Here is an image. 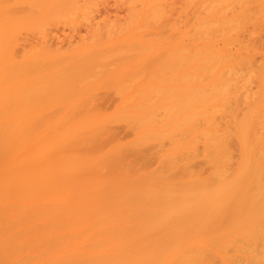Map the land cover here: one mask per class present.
<instances>
[{
    "label": "bare ground",
    "instance_id": "obj_1",
    "mask_svg": "<svg viewBox=\"0 0 264 264\" xmlns=\"http://www.w3.org/2000/svg\"><path fill=\"white\" fill-rule=\"evenodd\" d=\"M6 1L8 0H0V264H264V96L262 98L263 87L258 94L254 85L259 81L256 80L258 67L260 66L261 72L262 67L258 65L260 60L255 62V48L260 41L255 43L257 46L254 45L258 36L254 35L253 30L259 23H255V9L260 11L264 4L259 2L262 6L257 3L256 8L255 0H187L188 3L184 0L185 8L188 6L186 9H189V21L185 25L180 24L187 20L184 18L187 14L182 15L183 21L180 23L181 18L176 17L182 11H187L182 10L177 16L178 11L172 10L176 16L172 14L171 17L177 19L176 23L172 22L174 38L168 36L172 56L176 59V62L173 60L175 64L172 65V73L174 77L178 73L180 88L183 86L180 82L183 83L187 76L189 78L186 79L189 93L188 96L185 95L188 97V162L187 177L180 179L178 186L173 183L170 187L164 184L165 187L159 184L128 185L129 182L138 181L120 174L102 175L88 171L92 169L95 157L90 158L87 154L95 152V149L90 147L94 151L90 150L89 153L86 148L84 150L87 151H83L88 153L81 156L78 151H82V146L78 144V140V143H74L70 139L73 133L71 128L64 132L66 146L76 151V156L71 158L74 161H69L74 169L70 178L63 181L52 178V173L55 174L53 177L58 175L53 169V163L51 169V165L46 167L50 172L44 171L50 175L53 169L51 178L47 173H44L46 175L43 178L42 169L48 166L42 164L47 160L45 156H42V165L39 163L42 171L31 164L37 158L31 161L29 165L32 167L28 165L27 169L30 156L23 153L25 149L22 150V137L28 133L34 134L33 127L41 128V122L49 130L57 124V121L53 122L48 118L57 111L52 112L50 104L55 93L53 79L59 67V62H55L60 58L51 59L46 52L47 58L38 63L40 76L47 70V63L50 67L46 83L41 81L46 90L43 88L42 92L35 95L31 44L27 41L25 44L18 43L22 33L17 32L20 39L13 36L16 33L13 23L26 22L25 25H28L27 20L31 23L30 9L41 5L43 0L35 6L33 0L25 1L21 6L27 5V13L22 11L25 6L23 9H13L14 2L10 5V1L8 4ZM56 1L55 8L58 7L61 11L66 10L67 2L70 3V0ZM97 1L99 0L88 1L87 7L83 8L87 9L91 2ZM127 1L131 2V6L133 3L137 6L140 2ZM141 1L138 8L142 9L134 7L130 11L151 9V0ZM26 2H30V5ZM74 2L81 9L83 3ZM119 2L121 4L120 0ZM158 2L157 0L155 4ZM18 4L20 3L16 5ZM158 5L161 10L165 9L162 6L164 4ZM46 6L42 9L48 7ZM94 6L88 9L92 13H95ZM99 9L96 12H102ZM13 10H17V13L20 10L22 13L19 11L16 16ZM106 12H109L108 7L104 8V13ZM156 13L157 11L154 17ZM261 14L263 18V11ZM263 24L260 22L258 25L264 27ZM23 25L21 24V29L25 27ZM179 25L186 27V33L189 25V43L186 42L189 46L188 53V48L183 46L185 31ZM12 36L14 41H20L13 43ZM180 44L181 54L184 51L189 54L188 63L187 57L179 56ZM20 45L21 48L18 47ZM262 52L264 56V51ZM83 53L73 50L62 61L67 60L66 67L71 71L80 68L84 70L86 63L92 59ZM182 59L188 65L186 72ZM253 63L258 65L255 66L256 69ZM262 73L263 77L264 72ZM40 76L41 80L43 77ZM117 93L119 97L127 92L122 90ZM144 93L141 91L139 96L138 93L134 94L137 99ZM147 93L149 94L148 91ZM135 95L131 98H135ZM145 96L146 94L143 95ZM131 98L129 101H134ZM110 100L108 98L106 104ZM139 100L140 98L137 101ZM147 100L150 101L148 98ZM33 101L37 110L42 111V121L29 129L34 131L28 130V133L21 136L23 117L26 119L23 102L32 115L36 112L31 108ZM146 101L139 104L141 106L133 107L145 109L144 106L150 105L149 102L143 105ZM29 113H25L28 118ZM142 119L137 118L138 122L134 119L132 123L129 121L128 126H132L134 122L137 124L134 128H140L143 123L144 128L149 122L147 118ZM45 126L37 135L38 138H45ZM120 134L121 130H115L114 139L121 138ZM88 141L92 143L90 139L87 140L85 147L90 144ZM24 142L27 144V141ZM109 142L110 140L107 143ZM39 158L41 157H38L39 161L42 160ZM48 158L52 160V156ZM30 168L31 171L33 168L37 169L42 177L32 179L35 174V177L39 174L36 171L34 175L29 173Z\"/></svg>",
    "mask_w": 264,
    "mask_h": 264
},
{
    "label": "rangeland",
    "instance_id": "obj_2",
    "mask_svg": "<svg viewBox=\"0 0 264 264\" xmlns=\"http://www.w3.org/2000/svg\"><path fill=\"white\" fill-rule=\"evenodd\" d=\"M8 1H10V5L14 2L13 9H20L22 7L21 5H23V3L28 0ZM8 1H6V4H8ZM33 1L34 2L32 3L35 6L37 3L40 4L39 1L41 0ZM43 1L41 2V5H38V7L40 6L39 9L37 6V9H34L33 7L32 10L30 9L31 12H34L31 14V12L29 11L30 15L32 16V21H30L31 23H28L27 20V24H30L29 26L25 25L26 20L24 21L25 23H18V21H16L18 24L13 23V29L16 30L14 31L16 33H14L15 35H12L19 38L17 32L22 33V35H20L21 39L19 38L21 41L15 38L16 40L20 41L18 43L22 42L23 44H25L24 42L27 41L31 44L34 68L32 80L35 95L39 92H42L41 90L44 87L42 86L41 81L46 83L47 74L50 67V64L48 63L45 65L47 70H45V72L41 75L43 78L40 80L38 63H40L42 59L44 60L47 58L46 52L49 53L51 59L58 57L60 58L57 62H55L56 64H58L59 62V67L53 79L55 83V93L53 94V102L50 104V106H52L50 110H52V112H55L57 109V111L55 112L54 116L48 118L53 122L57 121L58 125L56 124L54 128H51V130H49V128H46V126L41 124V122L40 125L42 126L41 128H39L40 126L37 127L39 129L38 130L34 125L36 124L38 126V121H42V111L37 110L36 103H34L33 101L31 108L33 109L32 111H34L35 109L36 112L34 111L31 115V112L29 111L30 109L27 110V108L24 107L25 104L23 102V112L26 119H24L23 117V120L25 122H22L21 126H24L21 128L20 134L22 136L23 133H28L30 131L29 129H31L33 126V128H35L34 134H32V132V135H29L30 133H28L26 134L27 136L25 135L22 137L23 144L26 145L25 147L24 145H22V150H26H24L23 153L31 157H29V159L28 156H26L29 162L26 166L27 169L29 168L28 165L33 159L35 160L37 158V161L38 157H41L39 159H42V156H45L44 158H47V160H44L48 161V159L51 158H48V156H52L53 161L49 159L51 164H49V161L43 162V159L40 161L38 160V163L34 161L31 164L36 168H40V162H43V165L48 164V166H44L45 168L42 169L43 171L41 170L42 167L38 169L39 171H42V176L46 175L44 173L50 172L48 169H46V167L49 168V166L51 165V169L52 165L54 164L55 166L53 165V169L57 171L58 177H53V175L55 174L52 173V171L54 172V170L52 169V175L50 173L52 178H55L58 181H63V179L70 178L74 169L71 168L73 165H71L69 161H74L71 158L76 156V151L66 146L67 139L64 132L68 128H71L73 133L70 139H72L74 143L79 142L78 144L82 146V151L86 148L89 149L88 152L90 150L94 151L95 149V152H89L90 154H87L88 152L86 153L88 156H90V158L95 157V159L93 158V167L88 171H92L93 173L102 175L112 173L120 174L126 176L127 178L136 179L138 181L129 182L128 185L144 184L143 186H148L152 184H159L163 186L165 184L169 185L168 187H170L174 183L173 185L178 186L180 184L179 180L187 177L186 165L188 162V142L186 132V101L188 100V97L186 98L185 95L189 93V89L186 83L189 78L187 75H185L188 79L186 78V80L184 77L185 81L183 83L182 81L180 82V84L183 85L181 86V89L179 87L180 79L178 77V73L176 77H174L173 74L174 67L172 65L174 62H176V59H174V56H172L173 51L170 45L171 41L169 42L168 36H170V38L173 36L174 38V35L172 34L173 32L175 33V30L173 29L174 27L172 28V22H175V20L177 19L174 20L171 17L172 14V16H178L180 14V11L184 10L185 12L186 10L187 13H183L182 11V13L176 18L179 19L183 14H187L186 16L184 15V18L187 19L186 21H183V18L178 21L179 23L183 21V23L181 22L180 25H185V23L188 24L187 21H189V17L187 16L189 14V9H186L188 8V6L185 8V3L183 4L184 0H161V2L160 0H158L159 2L157 3V5L160 4L161 6L162 4H164L162 6L163 8L165 6V9H167L166 12L165 9L161 10V7H157V5L155 4L157 0H154L156 1L155 3L153 2V0H151V9L148 8V11L150 13L147 11V9L139 11L140 9H142L141 4V8H138L139 3L142 2L141 0L139 3L137 2V6H135L136 3H133L131 6V2L127 0H124L126 5L122 4V0H120L121 4L120 2L118 3V0H103V3H101L102 1L99 0L97 1L98 4H96L97 2H91V7L92 5H95L93 7L95 13L90 12L92 11L91 9L90 11L88 10L89 8H91L90 6L85 9L87 7V2L91 0H87V2L84 0H65V2H70H67L65 4V6H68L66 7L67 11L58 10V7L55 8L57 3L56 0ZM74 1H80L81 3H83V6L81 5L82 7L80 6V8H85H83L82 10L79 9V5L78 7H76V3ZM15 2L16 4H20L16 5ZM51 2L52 4H49ZM73 2L75 4H73ZM167 2L169 3L167 4ZM185 2L188 3L187 0H185ZM255 2V6H257V3L259 4V2H262L264 4V0H255ZM26 3H28V6L30 5V2ZM127 4L130 6V8L129 6H127ZM42 5H47L48 7L46 6L47 8L44 7L42 9ZM24 6V9L22 7L23 10H21L23 12H26L25 8L28 9V7L26 4H24ZM125 6H127L128 9H126ZM259 6H262V4H259ZM105 7H108L109 12L104 13ZM134 7L139 10H136L137 12H133L135 10L130 11V9H134ZM98 8H100L99 10H101L102 12H96ZM256 8H258V6ZM263 8H260V11L257 9V11L261 13L263 11L264 13ZM152 10H154V12ZM172 10L178 11L176 15L174 12H172ZM155 11H157V13L154 17L153 15ZM158 11H160L159 14ZM257 11L255 9V23H264V17L262 18V14H258L259 12ZM145 12L148 13L146 14ZM16 13L17 10L14 11L15 15ZM18 13L17 15H19ZM20 13L22 12L20 11ZM165 15H167V17ZM29 20L31 19L29 18ZM21 24H24L23 26H25L23 29H21ZM258 24L256 27V31H258V28L260 29L258 32L255 31V26L253 27L254 35L258 36V38L257 36H255L257 40H254V45H256L259 41L261 42H259L258 44V46H260L258 47L256 45L257 48H255V59L256 57L258 59H256L255 62H259L260 60V63H258V65H261L262 72H264V56L262 54V51H264V30L261 29H264V27H260L261 24L260 26ZM19 25L20 28L18 29ZM184 27L185 26L181 27L185 31V43H183V46L185 47V49L186 47L188 48V53L189 46L186 42L189 40L188 38L190 35L188 31L189 25L187 27V33L186 27ZM165 30H168L170 32ZM165 33H167V35ZM187 34L189 35L187 36ZM260 34L263 36H260ZM13 36L11 38H13L14 43L16 42V40L14 41ZM261 37L263 39H261ZM85 39L88 43L85 41ZM12 46H14L15 49V45L13 44ZM21 46L22 45L18 47L21 48ZM180 46L181 44L179 45V56L187 57L188 63L189 54H187L185 51L181 54ZM73 50L77 52L83 51L84 56L88 54L87 57H89V59H92V61L86 63V68L84 70H80V68L71 71V69L66 67L67 60L64 59V61H62L65 55ZM258 51L260 52L258 53ZM20 52H18V54ZM182 60L184 63L183 69L184 72H186V69H188V65L185 64V59ZM254 63V68L255 66L258 67V65ZM259 67L258 72L260 71V73L257 72L256 74V77L259 78H256V80L259 81H257V83L255 82L254 85L255 90L258 92V94L260 92L259 90L263 87V90L261 91L263 98L264 75L262 77L261 74L263 73L261 72ZM256 84L259 85L257 86ZM183 88L186 91L183 90ZM122 90L123 92L125 91L127 93H124L122 96L119 95L118 97L117 94L119 93H117V91L122 92ZM141 91L142 93L145 92L144 94L150 97H143L144 94H140L143 98L137 97L136 99V95L134 93H138L137 96H139V93H141ZM147 91L149 92V94L147 93ZM134 95L135 98H131ZM108 98H111V100L109 104H106V100ZM130 98L134 100L132 101L133 103L130 102ZM138 98H140V100L142 98V100L137 101ZM147 98L150 101H148ZM143 99L144 101L147 100L145 103H143V105H146V103L149 102L151 106H144L145 109L141 108V110L140 108L138 109L137 107H133L141 106V103L144 102ZM127 101H129V104ZM125 102L127 103L123 104ZM55 103L57 104V106ZM26 110L27 112H25ZM25 113H29L30 117L28 118ZM128 113L130 115H134V117H130ZM137 118H147L149 123H146L148 125L145 123L146 125H144L143 128L142 123V126L139 125L140 128L138 127V129L137 127L134 128V126H136L137 124L135 123V125L133 122V125L131 124L132 126L129 127L128 125L132 123L131 121L135 119L134 121L136 122ZM44 126L47 129V134L44 139H41L40 137L38 138L37 135L41 133ZM141 127L143 130L141 129ZM133 129L137 130H134V132ZM115 130H121V138L114 139V137L116 136ZM89 139L92 143L94 141L95 144H97L94 145L93 143L92 145V143L88 141L90 144L85 147L86 141ZM109 140L112 143H107ZM24 141H27V144H25ZM102 143L103 146H100V144ZM90 147L94 149L92 150ZM99 147H101V149H98ZM46 149L48 154L50 153L51 155H48L47 152H45ZM82 151L80 150L78 151V153L81 156L83 154L86 155L84 151L87 150H84L83 152ZM32 153H34L35 155ZM38 153H41V155H39ZM32 165L29 166L32 167ZM31 170L32 168H30L28 172H32L33 174L37 169L34 170L33 168V171ZM36 173L37 175L39 174L37 177H35L36 174H33L34 176H29H33L32 179L38 178L39 176L42 177L40 174L41 172L36 171ZM50 175L47 173V176L50 177ZM93 177L95 178V174H93ZM43 178H45V176ZM168 187L167 190H169ZM170 193H172L171 190Z\"/></svg>",
    "mask_w": 264,
    "mask_h": 264
}]
</instances>
